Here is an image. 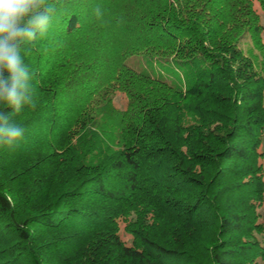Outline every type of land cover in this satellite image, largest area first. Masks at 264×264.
Wrapping results in <instances>:
<instances>
[{
	"label": "trees",
	"instance_id": "16d2710c",
	"mask_svg": "<svg viewBox=\"0 0 264 264\" xmlns=\"http://www.w3.org/2000/svg\"><path fill=\"white\" fill-rule=\"evenodd\" d=\"M49 2L0 146V264H264V0Z\"/></svg>",
	"mask_w": 264,
	"mask_h": 264
},
{
	"label": "clouds",
	"instance_id": "9594fccd",
	"mask_svg": "<svg viewBox=\"0 0 264 264\" xmlns=\"http://www.w3.org/2000/svg\"><path fill=\"white\" fill-rule=\"evenodd\" d=\"M55 5L49 0H0V146L13 147L24 129L11 120L23 106L35 109L31 75L22 49L46 36L52 23ZM94 14L99 18L101 9Z\"/></svg>",
	"mask_w": 264,
	"mask_h": 264
},
{
	"label": "rangeland",
	"instance_id": "374dc122",
	"mask_svg": "<svg viewBox=\"0 0 264 264\" xmlns=\"http://www.w3.org/2000/svg\"><path fill=\"white\" fill-rule=\"evenodd\" d=\"M262 21L264 23V17L262 18ZM243 44L244 49H247V46L250 45L246 42H244ZM127 65L139 72H144L151 76L161 77L162 79H165L170 83H177L178 80L182 81L183 79L181 72L177 70L175 66L164 64L149 56L141 55L129 57L127 60ZM114 105L119 109H124L126 106L125 98L121 95H117L114 99ZM261 151L264 152V141L261 147Z\"/></svg>",
	"mask_w": 264,
	"mask_h": 264
}]
</instances>
